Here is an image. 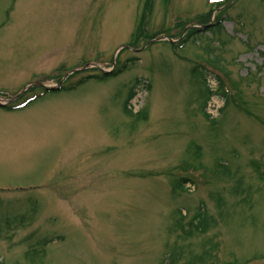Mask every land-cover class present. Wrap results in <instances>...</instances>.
<instances>
[{
	"label": "rangeland",
	"instance_id": "rangeland-1",
	"mask_svg": "<svg viewBox=\"0 0 264 264\" xmlns=\"http://www.w3.org/2000/svg\"><path fill=\"white\" fill-rule=\"evenodd\" d=\"M67 75L0 106V264H264V0H0V95Z\"/></svg>",
	"mask_w": 264,
	"mask_h": 264
},
{
	"label": "trees",
	"instance_id": "trees-1",
	"mask_svg": "<svg viewBox=\"0 0 264 264\" xmlns=\"http://www.w3.org/2000/svg\"><path fill=\"white\" fill-rule=\"evenodd\" d=\"M210 27V29H212V28H214V27H216V26H209ZM196 31H200V30H196ZM115 75V74H114ZM134 95V93H132L130 96H129V98H128V100H126V102H125V107L127 108L128 107V105H129V101H131V97ZM128 104V105H127ZM185 180L184 179H182V180H180L178 183H177V185H176V187L177 188H179V189H185V186H184V184H185V182H184ZM202 211V210H201ZM200 211V213H197V216H203L204 214H205V212H201ZM179 222H181V221H179Z\"/></svg>",
	"mask_w": 264,
	"mask_h": 264
}]
</instances>
